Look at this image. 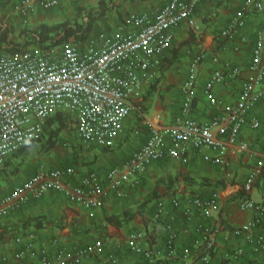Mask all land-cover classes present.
Masks as SVG:
<instances>
[{
  "label": "crops",
  "instance_id": "0c3cea01",
  "mask_svg": "<svg viewBox=\"0 0 264 264\" xmlns=\"http://www.w3.org/2000/svg\"><path fill=\"white\" fill-rule=\"evenodd\" d=\"M19 1L0 0V32L9 30L14 43L24 38L21 31L25 27L33 30L41 25H55L68 20L82 22L87 19L88 11L98 9L102 2L105 16L96 23L91 38L102 33L112 35L129 15L156 14L170 0H61L60 5L52 10H36L29 15L27 24L14 9ZM245 1L202 0L194 15L200 30L195 32L183 22L176 30L171 46L156 53L154 65L143 78L139 95L133 99L136 109L125 118L124 131L116 137L112 147L85 144L77 135L73 115L55 113L52 117L60 114L67 122L56 138V145L47 150L48 135L44 133L35 144L32 141L9 156L0 167V195L10 193L40 170L73 167L75 173L70 183L76 184L89 173L105 177L110 169L123 165L150 137L149 127L143 123L145 118L167 126L180 115L184 97L182 88L192 62L198 56L202 59L196 70L197 95L190 117L205 123L218 114L220 106L210 104L205 88L215 71H227L228 66L240 67L242 75L216 84L213 93L222 103H235L252 62L256 33L264 23V11H252L230 41L224 38L223 31ZM2 47L10 50L11 46L4 44ZM253 119L260 121L258 128L253 127ZM52 122L58 123L56 119ZM241 140L249 143L251 151H240L238 145L229 146L224 165L206 161L205 155L213 156L214 153L205 148L192 150L181 160L166 157L155 161L140 176L139 186L127 188L125 198H119L108 190L102 205L97 208L87 209L55 191L48 192L41 199L28 201L0 220V264L3 258L13 260L29 241L35 244L34 263H38L42 256L55 259L61 249L70 252L77 247L102 243L106 251L116 254L115 264H147L143 255L132 252L127 245L129 235L134 232L144 233L145 238L139 244L160 253L159 262H163L169 259L170 253L167 247L168 215L176 217L173 226L179 234L172 264H227V253L239 248H243L245 253L233 264H253L256 259L264 264V254H255L244 238L233 234L235 227L254 216L252 211L240 208L239 200L249 173L263 155L264 98L250 111ZM263 190L264 172L256 183L252 198L261 200ZM215 192L220 194V199L212 216L196 213L188 222L184 210L192 197L199 194L210 198ZM175 200L181 202V207L173 205ZM159 204H163L168 212L162 220L155 218ZM197 225L220 229L209 263L198 257H182L184 249L193 245ZM101 262L100 258L84 261L85 264Z\"/></svg>",
  "mask_w": 264,
  "mask_h": 264
},
{
  "label": "built area",
  "instance_id": "2783aa9c",
  "mask_svg": "<svg viewBox=\"0 0 264 264\" xmlns=\"http://www.w3.org/2000/svg\"><path fill=\"white\" fill-rule=\"evenodd\" d=\"M61 0H20L14 6L25 24L28 17L38 9L52 10ZM202 0H170L156 14H132L112 35L102 33L90 38L85 46L71 39L63 46L50 49L30 47L12 52L0 48V167L6 159L23 146L34 141L44 132V126L55 113H71L77 135L88 145L112 147L116 137L124 131V120L134 109L133 99L139 95L143 78L154 65L157 52L167 50L174 41L177 28L186 22L195 32L200 30L195 20V11ZM252 11L263 12L264 0H246L223 31L230 41L235 32L245 24ZM201 56L192 62L188 79L183 85V105L180 115L171 125H163L145 118L143 123L150 130L147 142L123 165L110 169L105 177L98 173L83 176L71 184L75 169L67 167L51 171L40 170L6 194L0 195V220L22 207L30 200L44 197L48 192L62 193L71 201L87 209L100 207L106 191L119 198L127 196L128 187H137L140 176L155 162L166 157L181 160L192 150L209 149L214 155H205V160L224 165L229 146L249 152L248 142L241 140V132L248 115L264 98V23L256 33L252 62L247 76L242 81L241 91L235 103H222L213 93L216 84L241 76L238 66H228L227 71L217 70L210 77L205 95L212 106L220 111L210 122L200 123L190 117L196 98L197 67ZM254 128L261 124L252 120ZM263 155L249 173L244 185L239 206L252 211L254 216L233 229V234L245 239L255 254H264V190L261 200L252 198L258 179L264 172ZM220 194L210 198L195 194L184 210L191 222L195 214L212 216L218 207ZM173 205L181 207L175 200ZM168 214L159 204L155 218L162 220ZM168 260L159 262L160 253L142 247L139 242L144 233L129 235V249L143 255L147 264H172L175 242L179 234L174 229L176 217L169 216ZM219 228L206 225L195 227L192 247L185 248L183 259L198 257L210 262ZM35 244L31 241L15 254L13 260L3 258L2 264H85V260L102 259L101 264H115L117 256L106 251L102 243L77 247L68 252L61 249L55 259L42 256L33 262ZM245 253L239 248L226 255L227 264L238 262ZM92 264V263H87ZM253 264H262L258 259Z\"/></svg>",
  "mask_w": 264,
  "mask_h": 264
},
{
  "label": "trees",
  "instance_id": "16d2710c",
  "mask_svg": "<svg viewBox=\"0 0 264 264\" xmlns=\"http://www.w3.org/2000/svg\"><path fill=\"white\" fill-rule=\"evenodd\" d=\"M104 3L100 4L98 9H91L86 15V20L80 21H65L55 25H41L35 29L28 30L24 28L21 31V41L14 43L10 39V31L4 30L0 32V46L9 44L10 51H23L28 48L38 47L41 49H50L63 46L65 43L74 39L78 44H86L95 32L96 23L105 16ZM56 119L58 123H51ZM67 122L61 118L60 114L49 118L44 126V133L48 135L46 141V149H51L56 145V138L61 131L66 127ZM41 135V136H42ZM40 136L38 137V139ZM34 140V144L38 141Z\"/></svg>",
  "mask_w": 264,
  "mask_h": 264
},
{
  "label": "rangeland",
  "instance_id": "374dc122",
  "mask_svg": "<svg viewBox=\"0 0 264 264\" xmlns=\"http://www.w3.org/2000/svg\"><path fill=\"white\" fill-rule=\"evenodd\" d=\"M25 28H26V27H25ZM32 46H33V45H32ZM32 46H31V47H32ZM0 48H5V47L0 46ZM6 49H7V48H6ZM8 50H9V49H8ZM72 120H73V118H72ZM72 122H73V121H72Z\"/></svg>",
  "mask_w": 264,
  "mask_h": 264
}]
</instances>
